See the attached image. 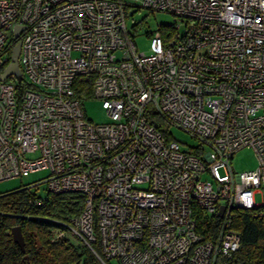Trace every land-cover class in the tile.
Returning <instances> with one entry per match:
<instances>
[{"label": "built area", "instance_id": "built-area-1", "mask_svg": "<svg viewBox=\"0 0 264 264\" xmlns=\"http://www.w3.org/2000/svg\"><path fill=\"white\" fill-rule=\"evenodd\" d=\"M130 6L180 23L138 52ZM16 40L21 80L0 79V180L46 169L28 186L81 193L66 232L102 264H215L240 246L233 209L264 218V0H0V76ZM88 82L109 121L85 117L76 88ZM153 116L198 145L181 149ZM243 147L257 166L235 173ZM195 208L220 218L213 238Z\"/></svg>", "mask_w": 264, "mask_h": 264}, {"label": "trees", "instance_id": "trees-1", "mask_svg": "<svg viewBox=\"0 0 264 264\" xmlns=\"http://www.w3.org/2000/svg\"><path fill=\"white\" fill-rule=\"evenodd\" d=\"M27 85L20 82L18 91ZM83 101L90 97V83L76 88ZM169 138L168 126L157 116L151 118ZM83 195L76 191L52 192L45 188L24 185L0 193V264H102L90 248L74 241L66 223L81 211ZM253 210L235 208L231 225L240 235V246L229 258H218L215 264H264V218L254 217ZM196 229L206 238H213L220 218L209 221L195 208ZM21 227L24 249L14 242L11 228ZM64 232L63 235H58Z\"/></svg>", "mask_w": 264, "mask_h": 264}, {"label": "rangeland", "instance_id": "rangeland-1", "mask_svg": "<svg viewBox=\"0 0 264 264\" xmlns=\"http://www.w3.org/2000/svg\"><path fill=\"white\" fill-rule=\"evenodd\" d=\"M125 22L130 34H133V41L138 52H150V36L151 32L156 31L159 26L166 27L174 23H180L179 18L174 15L162 11H151L143 7H126ZM84 115L87 119L94 123H104L109 121L107 113L102 106V101L96 97H87L82 101ZM170 137L176 140L181 149H189L198 145V140L190 134L177 127L169 128ZM234 172L244 170H252L257 166V158L254 151L249 147H243L237 150L230 161ZM47 175L46 169H40L24 176H15L12 178L0 180V193L12 191L15 188L31 184L44 178ZM206 177V175H204ZM44 185H40V191ZM257 203L264 202V194L257 192L255 194ZM77 241L76 239H73ZM114 264L115 261L112 259Z\"/></svg>", "mask_w": 264, "mask_h": 264}, {"label": "water", "instance_id": "water-1", "mask_svg": "<svg viewBox=\"0 0 264 264\" xmlns=\"http://www.w3.org/2000/svg\"><path fill=\"white\" fill-rule=\"evenodd\" d=\"M22 26L16 25L13 31V38L16 39L18 37V33L21 30ZM20 50V41L16 40L15 44L11 49V61L6 66L4 72L1 74L0 79H4L7 75L13 73L16 75L17 80H21V69L18 65V54ZM224 210V205L220 206L218 214L221 215ZM11 235L15 243H17L20 248L24 249V240L21 232V227L19 225H15L11 228Z\"/></svg>", "mask_w": 264, "mask_h": 264}]
</instances>
